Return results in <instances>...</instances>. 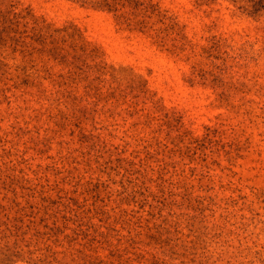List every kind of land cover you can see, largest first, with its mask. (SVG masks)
<instances>
[{
    "label": "rangeland",
    "instance_id": "rangeland-1",
    "mask_svg": "<svg viewBox=\"0 0 264 264\" xmlns=\"http://www.w3.org/2000/svg\"><path fill=\"white\" fill-rule=\"evenodd\" d=\"M0 264H264V0H0Z\"/></svg>",
    "mask_w": 264,
    "mask_h": 264
}]
</instances>
